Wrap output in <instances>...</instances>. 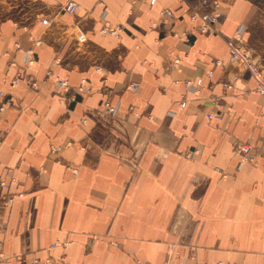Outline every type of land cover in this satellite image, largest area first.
I'll list each match as a JSON object with an SVG mask.
<instances>
[{"label":"crops","instance_id":"1","mask_svg":"<svg viewBox=\"0 0 264 264\" xmlns=\"http://www.w3.org/2000/svg\"><path fill=\"white\" fill-rule=\"evenodd\" d=\"M68 1L34 0L27 20L0 21V78L23 74L0 85L12 104L0 112V180L14 196L0 208V264H264L263 98L226 45L244 26L264 70V0H218L208 34L189 18L197 0H73L74 14ZM103 9L120 34L99 32ZM48 70L68 81L63 96ZM106 101L114 119L100 114ZM234 142L254 161L240 163Z\"/></svg>","mask_w":264,"mask_h":264},{"label":"built area","instance_id":"2","mask_svg":"<svg viewBox=\"0 0 264 264\" xmlns=\"http://www.w3.org/2000/svg\"><path fill=\"white\" fill-rule=\"evenodd\" d=\"M133 2L136 1H146V0H132ZM100 6L103 7V3L101 1L98 2ZM189 18L191 20L198 19V24L196 25L195 29L200 34H208L212 32H216L215 25L219 21L220 17L222 16L221 12L219 11L220 3L218 0H197L194 4H189ZM81 9V6L73 1L69 0L66 2V4L63 6V11L68 14H74L78 10ZM106 11L103 9L102 11V23L101 27L99 28V32L103 35H110V36H116L120 34L124 27L120 24L113 25L106 19ZM162 17V23L166 24L169 22L170 19L174 18V13L170 10H163L161 12ZM42 23H46V20H41ZM78 35L77 40L78 41H84L85 40V34L82 32L81 28L77 26ZM244 30V26L238 28L235 32V34L231 37L226 39V45L228 47V62L239 65L241 68L246 70L251 77H253L257 83L256 91L262 96L263 98V104H264V72L262 68L259 66L257 61L252 57L250 51L244 46L242 40H241V33ZM184 40L186 42H189V38L183 34ZM32 39V36H30ZM41 43L40 40H35L34 44L39 45ZM15 49L19 52L23 53V59L25 66H31L34 61L35 57L32 52V49H23L19 43H15ZM55 62H58V59L55 60ZM217 64H221L222 62L220 60H216ZM179 64V59L175 58L173 60V65L176 66ZM10 66H14V62L9 63ZM100 70H103V68H99ZM48 75H51L54 78L55 83L62 89V96L69 91L70 87L68 84V81L64 78H60L57 75H54L51 71L48 70ZM21 77H23V74L20 72H17L12 78L6 79L5 77L0 78V85H4L8 83L9 85H14ZM237 76H233L231 81H226L223 83V88L225 90L231 89L234 87V82L236 80ZM38 82L34 79L29 80V86L31 89L37 90L38 89ZM184 86L191 92L198 93L199 89L197 86L193 85L190 80H184ZM137 84H130L129 88L131 90H137ZM78 89L82 92H88L90 89L86 86V80L82 79L80 81ZM0 97L3 98V101L0 102V112L7 106H11V100L10 98H7L4 94L3 89L0 86ZM73 100V99H72ZM129 109H132L131 107ZM101 116L105 118V120H111L114 119V117L117 114V106L112 105L109 102H104V105L102 109L100 110ZM136 117H139L138 113H135ZM216 118H219V114L213 115ZM51 150H58L59 147H50ZM254 147L244 143V142H234L233 143V150L236 155L240 157V163L250 160L251 162L254 161ZM262 150V153L264 154V144L260 148ZM195 150L187 151L184 156L186 158L192 157L193 154H195ZM67 168L72 169L73 173H76V169L71 168V166L67 165ZM3 181L0 180V208H6L10 206L14 201V196L4 193L3 192ZM111 245H116V242L110 241ZM57 244H54L53 246H56ZM64 246V244H63ZM190 258H194L193 255H190ZM50 258H45L44 260H40L39 258L35 257L32 260L31 264H50ZM180 264H188L187 259H183ZM215 264H221L220 262H217Z\"/></svg>","mask_w":264,"mask_h":264},{"label":"rangeland","instance_id":"3","mask_svg":"<svg viewBox=\"0 0 264 264\" xmlns=\"http://www.w3.org/2000/svg\"><path fill=\"white\" fill-rule=\"evenodd\" d=\"M36 8L34 0H0V21L7 18L18 21L27 20L36 11ZM259 66L261 67V65Z\"/></svg>","mask_w":264,"mask_h":264},{"label":"bare ground","instance_id":"4","mask_svg":"<svg viewBox=\"0 0 264 264\" xmlns=\"http://www.w3.org/2000/svg\"><path fill=\"white\" fill-rule=\"evenodd\" d=\"M180 64V63H179Z\"/></svg>","mask_w":264,"mask_h":264}]
</instances>
